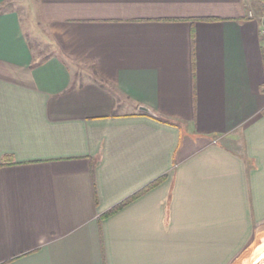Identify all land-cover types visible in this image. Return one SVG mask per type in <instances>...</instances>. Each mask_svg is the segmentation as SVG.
I'll return each mask as SVG.
<instances>
[{
  "label": "crops",
  "instance_id": "obj_1",
  "mask_svg": "<svg viewBox=\"0 0 264 264\" xmlns=\"http://www.w3.org/2000/svg\"><path fill=\"white\" fill-rule=\"evenodd\" d=\"M263 6L0 0V264H254Z\"/></svg>",
  "mask_w": 264,
  "mask_h": 264
},
{
  "label": "rangeland",
  "instance_id": "obj_2",
  "mask_svg": "<svg viewBox=\"0 0 264 264\" xmlns=\"http://www.w3.org/2000/svg\"><path fill=\"white\" fill-rule=\"evenodd\" d=\"M34 2L35 0H15V6L20 11L22 16H26V24L30 27L29 40L34 49L35 55L42 58L48 52V43H45V38H38L40 30L34 20ZM38 33V35H36ZM43 40V41H41ZM252 261L254 264H264V242L259 246H254L252 250Z\"/></svg>",
  "mask_w": 264,
  "mask_h": 264
},
{
  "label": "built area",
  "instance_id": "obj_3",
  "mask_svg": "<svg viewBox=\"0 0 264 264\" xmlns=\"http://www.w3.org/2000/svg\"><path fill=\"white\" fill-rule=\"evenodd\" d=\"M262 34H264V17L262 18Z\"/></svg>",
  "mask_w": 264,
  "mask_h": 264
},
{
  "label": "trees",
  "instance_id": "obj_4",
  "mask_svg": "<svg viewBox=\"0 0 264 264\" xmlns=\"http://www.w3.org/2000/svg\"><path fill=\"white\" fill-rule=\"evenodd\" d=\"M261 15L264 17V6L261 9Z\"/></svg>",
  "mask_w": 264,
  "mask_h": 264
},
{
  "label": "water",
  "instance_id": "obj_5",
  "mask_svg": "<svg viewBox=\"0 0 264 264\" xmlns=\"http://www.w3.org/2000/svg\"><path fill=\"white\" fill-rule=\"evenodd\" d=\"M260 1H262V2H263V4H264V0H260ZM140 111H143V112H144V111H146V110L141 108V110H140Z\"/></svg>",
  "mask_w": 264,
  "mask_h": 264
}]
</instances>
